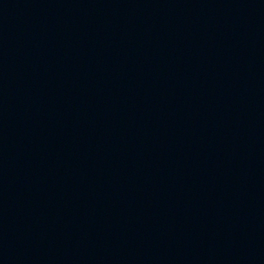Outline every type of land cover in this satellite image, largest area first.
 Masks as SVG:
<instances>
[{"label":"water","instance_id":"obj_1","mask_svg":"<svg viewBox=\"0 0 264 264\" xmlns=\"http://www.w3.org/2000/svg\"><path fill=\"white\" fill-rule=\"evenodd\" d=\"M0 264H264V0H0Z\"/></svg>","mask_w":264,"mask_h":264}]
</instances>
